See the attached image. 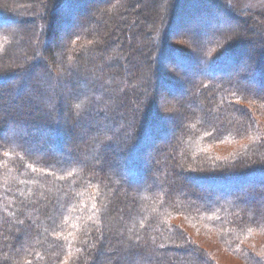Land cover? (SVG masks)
<instances>
[{
	"label": "trees",
	"instance_id": "16d2710c",
	"mask_svg": "<svg viewBox=\"0 0 264 264\" xmlns=\"http://www.w3.org/2000/svg\"><path fill=\"white\" fill-rule=\"evenodd\" d=\"M9 1L0 264H225L185 227L264 264V19L227 0Z\"/></svg>",
	"mask_w": 264,
	"mask_h": 264
},
{
	"label": "rangeland",
	"instance_id": "374dc122",
	"mask_svg": "<svg viewBox=\"0 0 264 264\" xmlns=\"http://www.w3.org/2000/svg\"><path fill=\"white\" fill-rule=\"evenodd\" d=\"M15 1V0H14ZM13 1V2H14ZM93 1V2H92ZM5 2H7V0H0V10H4V8H6L7 7V10H8V6L10 7V6H15L14 5V3L12 4V1H9V2H7V6H6V3ZM11 5H10V4ZM227 3H228V5L232 8V9H234L235 11H237V12H239L241 15H243V16H247V18H248V16L250 15V14H258L259 16H261L262 17V19H264V0H227ZM162 4H163V1H162ZM93 7V8H96L97 6H98V3H97V0H88L87 1V3H86V5H85V7L87 8V7ZM102 6V5H101ZM84 7V8H85ZM98 8V7H97ZM19 11V10H18ZM0 12H2V11H0ZM4 13H6V12H8V11H3ZM15 12V11H14ZM84 12L85 11H83L81 14H83L82 16H80V17H83V16H85V14H84ZM12 14V13H11ZM11 14H9V15H11ZM13 15L15 16V19L16 20H20V19H25V20H28V23H34L35 21H36V17L34 16V14H32V15H30V13H28V14H23L22 12L20 13V12H16L15 14L13 13ZM63 15V14H62ZM182 16H183V14H182ZM86 18V17H85ZM82 19V18H81ZM165 22V21H164ZM163 22V23H164ZM3 26L1 27V29H6V30H9V31H12V29H13V27H14V25H13V23H11V21H5V22H2L1 23ZM166 24H167V22H166ZM165 24V25H166ZM190 24V25H189ZM189 24H187V26L185 25L183 28H181V29H179V27H177L176 29H172V34H174V33H177V32H182L181 33V35L183 34L184 35V33L187 31V29H188V31H191V29L192 28H194L195 27V25H194V27H190L191 26V23H189ZM58 25V24H57ZM57 25H55V27H57ZM167 25H169V24H167ZM233 25H235L234 24V22L233 23H231V24H226V28H229L230 26H233ZM164 26V25H163ZM263 26H264V20H263ZM166 27V26H165ZM58 28V27H57ZM161 29H162V26L160 27ZM187 28V29H186ZM215 28V27H214ZM213 28V29H214ZM71 30H73L72 29V27L70 28ZM69 29V30H70ZM190 29V30H189ZM66 30H62V32H65ZM162 31V30H161ZM182 35V36H183ZM185 36V35H184ZM171 39V42H174V44H179L180 43V41H177V38H174V37H172V38H170ZM46 39H44V44L46 43ZM179 42V43H178ZM54 43V41H53V39H51V45ZM170 60H167L166 62H165V69L166 68H168V69H171V66H172V64L170 65ZM11 68H13V67H11ZM168 69H166V70H168ZM180 72H182V71H180ZM143 74H144V78H146V79H150V68H145V69H143ZM64 80V79H63ZM65 81V80H64ZM0 87H2V86H0ZM3 88H4V86H3ZM5 90V89H4ZM159 94H160V105H159V107H160V110H161V112L163 113V114H165V115H167V114H172V110H170V109H167L166 107L168 106V105H170V103H172V101H170V100H168L169 99V97H176V96H179L178 94H176V95H172V94H170L166 89H163V88H161V90H160V92H159ZM175 94V93H174ZM5 99V97L3 98V97H0V104H2L3 103V106L5 105L6 107H4V108H7V106H8V108H10L9 107V105H7L6 104V100H4ZM67 100H69V99H71L70 98V95H67V98H66ZM68 107V106H67ZM67 107L64 109V111H66L67 110ZM7 108V109H8ZM2 122V120L0 121V123ZM5 123V122H4ZM23 129V128H22ZM10 131H14V130H10ZM37 135H39V134H37ZM174 135V131H170V133L167 135V137H165L160 143H162V142H166V141H168V140H170V138L172 137ZM34 136H36V135H34ZM72 142V141H71ZM71 142L70 143H68L67 145H65V149H67V150H70L71 149V146H70V144H71ZM144 182H145V179H143V178H141V177H138V175H136V176H134V184H144ZM262 186V185H261ZM199 189H203V188H200V187H198ZM203 190H205V191H208L209 192V189H203ZM177 221H180V222H182L181 221V219H177ZM191 234H192V236H194L195 237V239L202 245V246H205L206 248H214V247H216V253H214V255H215V257L217 258V260L218 261H220V262H223V263H225V264H240V262L237 260V259H235L234 257H232V256H230V255H227L226 253H224V252H222V250H219L220 249V246L218 245V243H216V241H211V242H208V241H210V239H209V237H204V236H201V235H197V233L194 231V229H192V228H190V227H185ZM215 249V248H214Z\"/></svg>",
	"mask_w": 264,
	"mask_h": 264
}]
</instances>
